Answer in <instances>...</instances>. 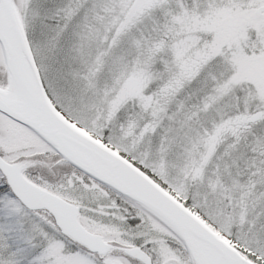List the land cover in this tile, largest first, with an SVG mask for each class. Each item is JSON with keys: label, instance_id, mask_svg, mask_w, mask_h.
Returning <instances> with one entry per match:
<instances>
[{"label": "snow or ice", "instance_id": "obj_1", "mask_svg": "<svg viewBox=\"0 0 264 264\" xmlns=\"http://www.w3.org/2000/svg\"><path fill=\"white\" fill-rule=\"evenodd\" d=\"M0 264H264V0H0Z\"/></svg>", "mask_w": 264, "mask_h": 264}]
</instances>
